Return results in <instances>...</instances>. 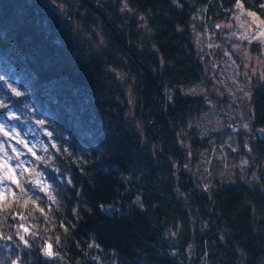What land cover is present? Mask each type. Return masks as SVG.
Masks as SVG:
<instances>
[{"label": "trees", "instance_id": "trees-1", "mask_svg": "<svg viewBox=\"0 0 264 264\" xmlns=\"http://www.w3.org/2000/svg\"><path fill=\"white\" fill-rule=\"evenodd\" d=\"M125 2L132 22L102 0H0V72L31 90L22 99L56 120L79 160L69 158L73 186L65 194L77 238L83 246L93 234L110 264H200L205 252L211 264H240L237 249L245 264H257L264 256V84L252 95L253 130L260 135L249 155L261 184L190 195L182 170L188 152L180 143L204 105L179 89L203 81L191 26L204 6L207 18L221 14L222 20L219 0ZM61 5L71 6L67 18ZM139 18L148 28L141 44L134 39ZM98 27L102 44L91 40ZM120 74L132 78V91L119 84ZM22 99L8 94L12 107ZM190 142L198 152L205 149ZM189 244L195 246L191 260Z\"/></svg>", "mask_w": 264, "mask_h": 264}, {"label": "clouds", "instance_id": "clouds-1", "mask_svg": "<svg viewBox=\"0 0 264 264\" xmlns=\"http://www.w3.org/2000/svg\"><path fill=\"white\" fill-rule=\"evenodd\" d=\"M173 4L179 6L178 0H173ZM206 10V6L199 8L193 20L200 21ZM219 10L223 19L211 24L213 29L220 30L222 42H217L214 30L209 35L208 27L200 32L193 24L197 46L219 49L223 54L220 62L225 65V80H217V84H227L235 93L248 96L247 65L255 62L264 69V0H219ZM229 45L243 57L245 71H238ZM253 45L257 46L259 56L251 54ZM0 82L5 89L0 92V110L6 117L0 120V264H110L93 234L82 246L76 235L77 223L68 217L65 194L73 186L69 158L79 163L67 146L69 135L58 127L55 119L42 115L35 102L22 99L31 90L23 88L14 76L0 72ZM185 91L197 95L203 89ZM172 92L166 89L169 100ZM8 94L22 99L23 112L9 106ZM193 127L199 129L201 136L209 130L207 123H190L189 128ZM248 164L242 158L238 166L243 171ZM70 211L78 222V206L74 205ZM165 235L175 233L166 230ZM73 249L79 254L73 255ZM186 251L191 260L195 255L194 244H189ZM237 252L240 264H245V253L240 249ZM171 255L177 253L173 250ZM111 264H115L114 259ZM200 264H211L207 252ZM257 264H264V256Z\"/></svg>", "mask_w": 264, "mask_h": 264}, {"label": "rangeland", "instance_id": "rangeland-1", "mask_svg": "<svg viewBox=\"0 0 264 264\" xmlns=\"http://www.w3.org/2000/svg\"><path fill=\"white\" fill-rule=\"evenodd\" d=\"M102 1L105 2L109 9L117 11L124 22L134 21L135 15L127 7L125 0ZM103 8L105 9V7ZM70 10V5H61L59 13L67 18ZM201 15L202 19L200 21H192L191 33L194 45L204 64V78L199 85L182 88L179 91L183 97L201 100L204 105V110L202 109L190 117L189 124L197 122L207 123L209 130L206 135L201 136L199 135V129L195 127L189 128V124H187V130L181 137L180 145L188 152L182 170L188 176L187 180L190 182L191 188H193L190 191V195L198 192L206 196L210 195L218 187H250L261 184L260 175L257 174V166L252 164L249 155L251 154L253 141L260 135V133L253 130L254 109L252 95L258 87L264 84V69L260 68L255 62L247 65V79L250 80L247 89L249 92L248 96H244L242 93H235L227 84L218 85L217 80H225V65L220 62L223 59V54L219 49H202L198 47L193 24L200 32H203L204 28L208 27L209 35H212L214 30L217 42H222L220 30L213 29L211 24V21H221L219 20L221 14L210 18L206 17V12ZM139 21L140 24L136 25L134 37L137 44H141L144 41L143 35L147 34L146 29H148L143 18H139ZM90 32L94 35L91 38L92 41L97 40L101 44L104 42L102 27L93 29ZM229 51L232 52L233 59L238 65V71H245L243 57L231 45H229ZM250 52L253 56H259L256 45L252 46ZM116 77L122 87H129L132 91L134 82H131V77L122 74ZM192 88L203 89V91L197 95L191 94L190 91H185ZM131 96L130 92L129 98ZM9 106L12 107L11 105ZM12 108L18 112H23L21 107ZM3 119H6L4 111L0 110V120ZM191 139L196 140L201 145H206L205 149H201L199 152L195 150L191 145ZM225 157L227 160H225ZM242 158L249 161L248 166L243 171L238 166ZM254 176L256 177L255 179L253 178ZM114 210L115 208L109 209L107 213H112Z\"/></svg>", "mask_w": 264, "mask_h": 264}]
</instances>
